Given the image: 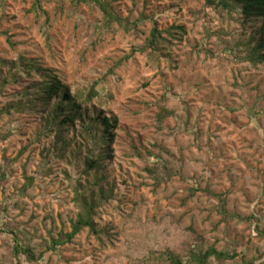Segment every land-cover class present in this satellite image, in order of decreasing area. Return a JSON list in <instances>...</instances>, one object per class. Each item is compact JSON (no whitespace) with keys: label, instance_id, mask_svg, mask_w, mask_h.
I'll return each mask as SVG.
<instances>
[{"label":"rangeland","instance_id":"rangeland-1","mask_svg":"<svg viewBox=\"0 0 264 264\" xmlns=\"http://www.w3.org/2000/svg\"><path fill=\"white\" fill-rule=\"evenodd\" d=\"M37 1L0 0V264H194L210 248L238 256L208 264H264V63L247 59L257 27L220 0H100L109 23L98 0ZM154 27L165 42L152 51ZM33 61L74 94L97 83L86 114L117 120L97 174L86 156L55 154ZM102 177L114 191L97 234L51 251L72 232L77 190Z\"/></svg>","mask_w":264,"mask_h":264},{"label":"trees","instance_id":"trees-1","mask_svg":"<svg viewBox=\"0 0 264 264\" xmlns=\"http://www.w3.org/2000/svg\"><path fill=\"white\" fill-rule=\"evenodd\" d=\"M40 2V0L37 1V3ZM97 4L109 20L108 23L116 20V16L111 12L108 4L100 0L97 1ZM217 7L228 12L239 9L243 18V24L245 26L257 27V40L248 49L247 59L253 65L264 63V0H220ZM163 42L165 40L162 39V34L157 27H154L147 47L153 51ZM25 61L26 59L21 58V62ZM27 63V69L39 76V80L33 83L30 93L31 96L35 97L36 103L34 107L36 108L40 105L42 106L41 110L43 114L47 113L45 121L49 128L48 137L54 134L53 149L55 154L60 159L70 155L68 164L72 160L86 156L83 160L85 175L91 176L93 172L97 174L102 164V158L107 157L112 159L114 156L113 145L115 144L117 130V120L115 118H108L102 114L96 116L93 114L92 117H89L86 114V105L92 103L99 96L96 91L97 83L86 93L74 94L52 70L42 69L35 61ZM110 72L114 73V69ZM24 108H26V103L23 101H18L14 106V109L18 112H23ZM77 130H80V132L77 133ZM71 133H73L74 139L81 137V139L89 140L88 145H85L87 148L85 152L83 144L82 148L81 145L68 143L67 136ZM90 142L92 143L90 144ZM71 146L74 147L73 154L71 153ZM97 155H100V157L96 159L91 158ZM4 179H6V174H1L0 181ZM33 182V179H27L25 189L30 188ZM113 191V186L105 177L90 184L88 189L77 190L76 205L79 211L76 222L72 227V232L60 241H53L50 250L52 251L57 246L66 242H71L85 228H90L93 233L97 234L94 225L95 220L102 206L112 198ZM13 253L16 256L23 254L30 262L37 260L34 250L28 246H23L19 242V239H15ZM237 256L238 253L229 255L210 248L205 252L193 253L191 259L194 264H208L211 258L226 261L234 260ZM172 261L174 264H180L177 259H173ZM245 264L253 263L245 262Z\"/></svg>","mask_w":264,"mask_h":264}]
</instances>
